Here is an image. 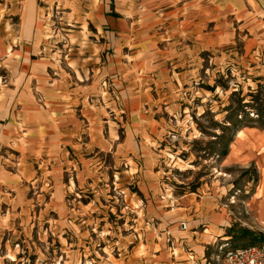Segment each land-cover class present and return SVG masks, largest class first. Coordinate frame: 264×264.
<instances>
[{
	"label": "rangeland",
	"instance_id": "1",
	"mask_svg": "<svg viewBox=\"0 0 264 264\" xmlns=\"http://www.w3.org/2000/svg\"><path fill=\"white\" fill-rule=\"evenodd\" d=\"M258 12L0 0V264H225L260 240Z\"/></svg>",
	"mask_w": 264,
	"mask_h": 264
},
{
	"label": "crops",
	"instance_id": "2",
	"mask_svg": "<svg viewBox=\"0 0 264 264\" xmlns=\"http://www.w3.org/2000/svg\"><path fill=\"white\" fill-rule=\"evenodd\" d=\"M218 3L220 4H224V5H231L232 7H236L238 11H242L246 6H250V5H257L258 9L260 10V12L256 13L257 15H264V0H218ZM246 133V138H244L245 142H246V146H244L242 149L246 151L247 149V160L248 161H252V162H259L260 160L264 161V146L261 148L260 147V140L264 138V132L261 131L260 129H257L255 127L253 128H248L247 131H245ZM264 185V183H262ZM263 185H260L259 187H256V189L254 190V198L250 201L253 202L254 199H256L258 202L257 205V211L259 213V217L264 218V188H262ZM256 197V198H255ZM195 232V231H192ZM202 236L201 239L202 240H198L199 238H197V236H193V234H191L190 236V240H183L184 242L190 243L192 245H195V254L194 255H198L201 252V247L202 245H197L196 243L199 241H208L205 240L206 238H208V236L206 234H201ZM158 258V262H165V261H161V259H164V256L159 255L157 256ZM191 258H193V256H190ZM172 263V262H171ZM177 264H181V263H177ZM182 264H188V262H182Z\"/></svg>",
	"mask_w": 264,
	"mask_h": 264
},
{
	"label": "built area",
	"instance_id": "3",
	"mask_svg": "<svg viewBox=\"0 0 264 264\" xmlns=\"http://www.w3.org/2000/svg\"><path fill=\"white\" fill-rule=\"evenodd\" d=\"M227 246H223L225 264H264V236L251 244Z\"/></svg>",
	"mask_w": 264,
	"mask_h": 264
},
{
	"label": "bare ground",
	"instance_id": "4",
	"mask_svg": "<svg viewBox=\"0 0 264 264\" xmlns=\"http://www.w3.org/2000/svg\"><path fill=\"white\" fill-rule=\"evenodd\" d=\"M231 148H232V149H236V144H235V143H232V144H231ZM262 188H264V185L262 186ZM258 202H259V200L257 201V200L255 199L253 202L249 203V206H250L251 208L257 209ZM256 204H257V205H256ZM257 219H258L259 223L264 227V218L258 217Z\"/></svg>",
	"mask_w": 264,
	"mask_h": 264
}]
</instances>
